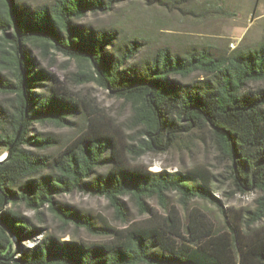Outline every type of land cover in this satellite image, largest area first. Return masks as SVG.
Returning a JSON list of instances; mask_svg holds the SVG:
<instances>
[{
	"label": "trees",
	"instance_id": "1",
	"mask_svg": "<svg viewBox=\"0 0 264 264\" xmlns=\"http://www.w3.org/2000/svg\"><path fill=\"white\" fill-rule=\"evenodd\" d=\"M121 1L0 0V95L12 97L0 101V264H264V40L230 53L207 43L178 49L83 21ZM31 46L62 52L78 64L74 83L95 82L129 104L128 134L56 84ZM37 123L77 136L34 131ZM197 133L227 164L232 193H258L242 218L231 219L209 172L135 163ZM75 191L105 197L125 225L99 224L60 201ZM126 197L142 218L129 219ZM154 197L163 211L148 204ZM197 199L222 221L192 206ZM45 209L97 239L49 231L35 220Z\"/></svg>",
	"mask_w": 264,
	"mask_h": 264
},
{
	"label": "rangeland",
	"instance_id": "2",
	"mask_svg": "<svg viewBox=\"0 0 264 264\" xmlns=\"http://www.w3.org/2000/svg\"><path fill=\"white\" fill-rule=\"evenodd\" d=\"M27 1L36 4L44 0ZM83 21L95 26L116 27L123 35L146 40L147 45L169 44L183 49L193 44L207 43L230 53L238 48L258 45L264 40V0H123L111 11L90 13ZM31 48L40 65L54 73L56 84L66 87L73 96L85 97L95 108L111 118L113 125L120 129L123 136L128 134L129 131L123 130L122 123L131 113L129 104L112 96L95 82L74 83L71 77L77 71L78 64L62 52L52 48L46 56L39 47ZM10 98L12 97L0 95V101L4 104ZM33 130L60 134L64 139H71L76 135L73 129L59 128L52 124L37 123ZM135 163L152 171L162 168L171 171L196 168L209 172L212 191L232 220L242 218L246 210L253 209L256 205L258 193H232V185L227 178V164L218 157L213 144L204 134L192 135L166 152H148ZM59 199L83 214H90L99 224L105 220L113 226L125 225L117 218L114 208L105 197L75 191ZM125 199L129 219L142 218L137 206L129 198ZM170 201L180 206L175 194L170 195ZM148 204L163 211L155 197L148 199ZM192 206L202 209L212 220L222 221L224 218L217 206L205 200H194ZM20 209L35 218L34 211L25 206ZM35 220L49 231L64 236V239H97L84 228H76L73 224L65 227L47 209L44 210L42 223Z\"/></svg>",
	"mask_w": 264,
	"mask_h": 264
},
{
	"label": "water",
	"instance_id": "3",
	"mask_svg": "<svg viewBox=\"0 0 264 264\" xmlns=\"http://www.w3.org/2000/svg\"><path fill=\"white\" fill-rule=\"evenodd\" d=\"M2 159H4V158H2Z\"/></svg>",
	"mask_w": 264,
	"mask_h": 264
}]
</instances>
